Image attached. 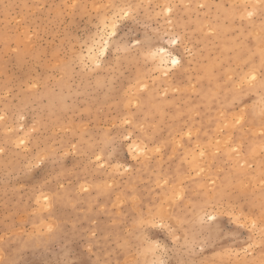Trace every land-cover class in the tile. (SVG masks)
<instances>
[{
	"label": "rangeland",
	"instance_id": "374dc122",
	"mask_svg": "<svg viewBox=\"0 0 264 264\" xmlns=\"http://www.w3.org/2000/svg\"><path fill=\"white\" fill-rule=\"evenodd\" d=\"M262 230L264 0H0V264H264Z\"/></svg>",
	"mask_w": 264,
	"mask_h": 264
},
{
	"label": "snow or ice",
	"instance_id": "6c2138e0",
	"mask_svg": "<svg viewBox=\"0 0 264 264\" xmlns=\"http://www.w3.org/2000/svg\"><path fill=\"white\" fill-rule=\"evenodd\" d=\"M129 15H130V13L125 12L124 15H123V17H121V18L122 19L123 18H127ZM108 35H109V37L116 35V25L115 24H113L112 31L110 33H108ZM173 43H175V41H173ZM173 63H177V61H173ZM252 79L254 80L255 79V76H253ZM208 219L209 220H212V219H215V218L212 217V216H209ZM241 226L243 227V225H241ZM255 227H256V224H255V221H253L252 228H255ZM262 231H264V230H262Z\"/></svg>",
	"mask_w": 264,
	"mask_h": 264
},
{
	"label": "bare ground",
	"instance_id": "6f19581e",
	"mask_svg": "<svg viewBox=\"0 0 264 264\" xmlns=\"http://www.w3.org/2000/svg\"><path fill=\"white\" fill-rule=\"evenodd\" d=\"M166 53H167V50H165L164 49V51H163V54H161V59L164 57V55L166 56ZM168 56V55H167ZM174 59V61H177V62H179L178 60H179V58H173ZM162 61V60H161ZM164 61V60H163ZM173 62V61H172ZM164 63H165V61H164ZM174 65V64H173ZM176 65V64H175Z\"/></svg>",
	"mask_w": 264,
	"mask_h": 264
}]
</instances>
